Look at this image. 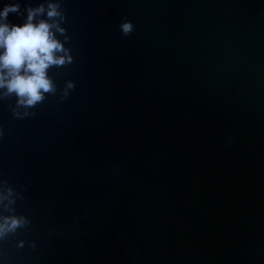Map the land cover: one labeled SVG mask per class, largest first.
<instances>
[{"label":"water","instance_id":"1","mask_svg":"<svg viewBox=\"0 0 264 264\" xmlns=\"http://www.w3.org/2000/svg\"><path fill=\"white\" fill-rule=\"evenodd\" d=\"M10 4L71 59L0 88V264H264V0Z\"/></svg>","mask_w":264,"mask_h":264},{"label":"clouds","instance_id":"2","mask_svg":"<svg viewBox=\"0 0 264 264\" xmlns=\"http://www.w3.org/2000/svg\"><path fill=\"white\" fill-rule=\"evenodd\" d=\"M18 10V4H10L0 11V88H6L9 94H16L20 104L31 106L54 88L48 75L50 66L63 65L71 57L58 55L66 50L53 28L61 32L64 30L48 19L36 20L37 15L45 11L43 5L30 8L25 23H8L9 13ZM58 15L57 5L50 4L47 16ZM131 27L130 23H125L124 32L131 31ZM19 222L13 219L11 226L15 227ZM2 228L0 226V230Z\"/></svg>","mask_w":264,"mask_h":264}]
</instances>
